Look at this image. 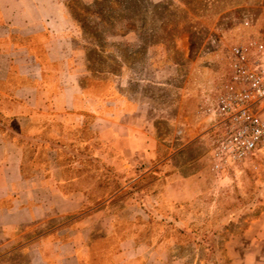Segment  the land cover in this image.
I'll return each instance as SVG.
<instances>
[{
	"label": "rangeland",
	"instance_id": "obj_1",
	"mask_svg": "<svg viewBox=\"0 0 264 264\" xmlns=\"http://www.w3.org/2000/svg\"><path fill=\"white\" fill-rule=\"evenodd\" d=\"M92 1L61 0L68 18L59 43L66 50L64 77L103 100L118 92L129 100L127 108L143 115L158 140L156 156L172 160L147 177L154 176L144 183L147 188H161L180 168L192 174L196 193L181 201L130 197L129 181L118 171L117 186L110 182L115 195L101 197V206L136 205L122 214L145 225L143 241L160 238L164 263L264 264V148L237 178H216L209 161L213 133L197 114L203 89L227 70L230 48L264 40V0H128L111 10L120 17L110 27L98 16L88 18L97 38L74 17L78 4ZM99 190L106 189L101 184ZM125 224L116 219L114 241L95 246L92 259L115 247ZM18 241L0 236V264H31L33 251Z\"/></svg>",
	"mask_w": 264,
	"mask_h": 264
},
{
	"label": "crops",
	"instance_id": "obj_2",
	"mask_svg": "<svg viewBox=\"0 0 264 264\" xmlns=\"http://www.w3.org/2000/svg\"><path fill=\"white\" fill-rule=\"evenodd\" d=\"M67 27L61 0H0V236L26 243L31 264H172L160 238L143 241L145 225L122 214L136 205L100 198L115 195L118 171L139 198H192L194 178L176 168L161 188L144 185L172 160L156 156L155 134L125 96L103 100L68 84L59 44ZM116 219L126 223L122 236L92 259L95 246L114 241Z\"/></svg>",
	"mask_w": 264,
	"mask_h": 264
},
{
	"label": "built area",
	"instance_id": "obj_3",
	"mask_svg": "<svg viewBox=\"0 0 264 264\" xmlns=\"http://www.w3.org/2000/svg\"><path fill=\"white\" fill-rule=\"evenodd\" d=\"M197 114L213 133L210 168L237 176L264 148V40L234 44L227 70L203 89Z\"/></svg>",
	"mask_w": 264,
	"mask_h": 264
},
{
	"label": "trees",
	"instance_id": "obj_4",
	"mask_svg": "<svg viewBox=\"0 0 264 264\" xmlns=\"http://www.w3.org/2000/svg\"><path fill=\"white\" fill-rule=\"evenodd\" d=\"M127 1L128 0H93L91 5L78 4L77 10L74 13V17L76 20H79V22L82 23L81 28L83 32L87 33V35L97 38V32L94 27H92V25L88 24V18L91 16H98L107 27H110L112 25L111 21H115L119 16L118 13L117 16L116 13H112L111 10L115 11L114 6H121L125 3H128ZM111 181L115 180L110 179V182ZM104 182H108L106 177L99 181V186L104 184ZM115 185L117 186V184Z\"/></svg>",
	"mask_w": 264,
	"mask_h": 264
}]
</instances>
